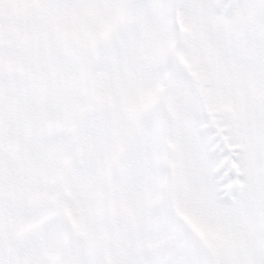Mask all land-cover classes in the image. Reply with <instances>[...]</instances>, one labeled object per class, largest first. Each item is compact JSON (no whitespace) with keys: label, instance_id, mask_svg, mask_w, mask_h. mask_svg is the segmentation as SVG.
I'll use <instances>...</instances> for the list:
<instances>
[{"label":"snow or ice","instance_id":"6c2138e0","mask_svg":"<svg viewBox=\"0 0 264 264\" xmlns=\"http://www.w3.org/2000/svg\"><path fill=\"white\" fill-rule=\"evenodd\" d=\"M0 264H264V0H0Z\"/></svg>","mask_w":264,"mask_h":264}]
</instances>
